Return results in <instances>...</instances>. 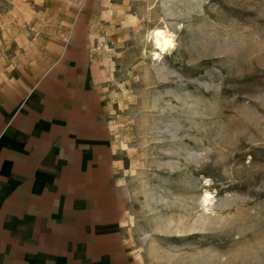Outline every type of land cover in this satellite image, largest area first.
I'll return each instance as SVG.
<instances>
[{"label":"rangeland","instance_id":"obj_1","mask_svg":"<svg viewBox=\"0 0 264 264\" xmlns=\"http://www.w3.org/2000/svg\"><path fill=\"white\" fill-rule=\"evenodd\" d=\"M73 32L106 74L141 264H264V0H0V71Z\"/></svg>","mask_w":264,"mask_h":264},{"label":"crops","instance_id":"obj_2","mask_svg":"<svg viewBox=\"0 0 264 264\" xmlns=\"http://www.w3.org/2000/svg\"><path fill=\"white\" fill-rule=\"evenodd\" d=\"M32 52L0 71V264H141L91 38Z\"/></svg>","mask_w":264,"mask_h":264},{"label":"bare ground","instance_id":"obj_3","mask_svg":"<svg viewBox=\"0 0 264 264\" xmlns=\"http://www.w3.org/2000/svg\"><path fill=\"white\" fill-rule=\"evenodd\" d=\"M153 39H154V43L160 49V53H163L173 47V39L171 38V35L165 31L155 30L153 33ZM209 197H210L209 194L206 193L205 196L203 197L202 202L203 203L208 202Z\"/></svg>","mask_w":264,"mask_h":264}]
</instances>
